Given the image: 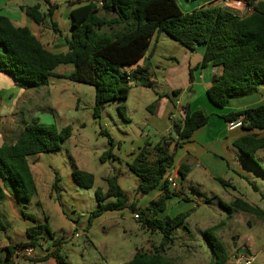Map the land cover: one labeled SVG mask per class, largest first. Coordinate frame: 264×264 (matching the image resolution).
Returning <instances> with one entry per match:
<instances>
[{
  "label": "trees",
  "instance_id": "16d2710c",
  "mask_svg": "<svg viewBox=\"0 0 264 264\" xmlns=\"http://www.w3.org/2000/svg\"><path fill=\"white\" fill-rule=\"evenodd\" d=\"M101 1L102 7L91 0L72 2L77 7L70 14L71 37L67 40L66 53L49 52L28 28L17 27L0 14V47L3 49L0 52V73L11 74L17 85L26 90L49 85L51 77L90 85L95 89L93 115L99 118L104 104L126 101L134 85L152 87L145 69L130 71L129 68L146 55L153 37L162 32L189 50L204 46V58L199 68H206L208 64L222 67V74L207 91L213 105L224 108L231 100L254 94L264 86V0H243L252 9L246 16L221 6L200 7L184 13L176 0ZM54 8L50 5L47 13H42L39 5L22 7V10L36 24L42 25L51 20ZM53 27L57 30L55 25ZM62 65L73 66L72 74L56 75L54 71ZM192 73L191 70V80ZM241 117L244 118L241 128L247 134L235 139L233 145L248 163L258 167L253 155L264 149V137H259L255 131L264 130V103L222 116L227 122ZM209 119L210 115L202 110L192 111L185 107V117L173 124L175 135L172 132L156 145L146 141L129 164L130 170L141 180L138 194L160 191L158 199L138 215L142 227L160 232L162 240L153 252L137 250L124 264H174L165 255L166 247L174 243L173 233L185 224L190 212L159 218L177 195L171 190L167 176L174 165L175 150L189 141ZM71 133L69 126L59 131L55 125L43 124L37 119L26 121L16 143L5 142L0 147V202L6 199L5 191H9L20 204H29L37 195V186L28 159L59 151ZM106 135L111 148L103 160L112 156L114 147L113 139ZM181 173L184 178L185 171ZM72 175L81 188L91 189L95 185V176L91 173L75 169ZM219 181L226 183L222 179ZM107 184L106 193L96 190L98 208L90 214L88 227L92 219L105 212L127 208L135 211L136 204L130 202L119 186L117 176L107 178ZM107 199L114 201L104 204ZM220 204L230 212L240 210L264 218L263 210L242 199ZM21 215L35 224L27 229L30 246L37 248L44 235L52 239V249L42 260L54 259L57 264H67L61 253L64 241L54 239L48 218L40 223L24 210ZM5 229L0 219V232ZM217 229L218 226H214L204 232L214 256V262L210 264H234L226 245L215 234ZM17 248H7L6 256H0V264H15Z\"/></svg>",
  "mask_w": 264,
  "mask_h": 264
},
{
  "label": "rangeland",
  "instance_id": "374dc122",
  "mask_svg": "<svg viewBox=\"0 0 264 264\" xmlns=\"http://www.w3.org/2000/svg\"><path fill=\"white\" fill-rule=\"evenodd\" d=\"M176 1L186 11V1ZM246 13L245 10L243 14ZM63 33L70 35L71 27L66 25ZM175 44L181 46L177 41ZM162 50L171 49L163 46ZM72 69L71 65H62L55 71L68 76ZM155 94L154 89L134 87L126 101L104 104L100 117L95 118V89L90 85L51 77L49 85L35 89L30 108L33 111L26 115L28 121L37 119L40 123L55 125L59 131L69 126L72 133L59 151L29 158L37 195L29 204L22 205V210L33 214L40 223L48 218L54 239L64 241L61 253L67 264H124L137 250L153 252L159 247L161 233L142 227L135 218L146 205L158 199L159 196L149 200L157 195L158 190L147 195L138 194L141 180L129 168L134 160L130 154L142 144L141 137L149 135L152 144L159 139L157 135L163 129L156 126V120H153L155 123L149 122L150 128L146 125L150 115L148 105ZM234 102L254 107L264 103V94L254 93L233 100L228 106ZM102 130L105 133H101ZM255 132L264 137V130ZM106 133L113 139L114 147L112 156L103 160L111 148ZM231 138L223 137L219 144H210L198 166L194 165L195 173L177 181L183 200L179 203L170 201L166 211L159 215L164 219L190 212L185 224L173 233L174 243L166 247V255L176 264L213 263L212 249L204 232L214 226H218L215 234L226 245L231 257L244 250L254 257V264H264V218L240 210L230 212L220 204L222 201L230 204L234 199L242 198L264 211V149L253 155L258 164L256 167L233 147ZM75 169L93 174L94 187L84 189L78 186L72 175ZM114 175L130 202L136 204L135 211L127 208L105 212L92 219L88 227L90 214L98 208L96 190L106 193L107 178ZM211 177H219L228 184L223 185ZM113 201L107 199L103 203ZM5 234L14 237L10 229L2 231V236ZM39 252L36 251L33 258H20L19 264H57L54 259L33 261Z\"/></svg>",
  "mask_w": 264,
  "mask_h": 264
},
{
  "label": "crops",
  "instance_id": "0c3cea01",
  "mask_svg": "<svg viewBox=\"0 0 264 264\" xmlns=\"http://www.w3.org/2000/svg\"><path fill=\"white\" fill-rule=\"evenodd\" d=\"M185 1L187 9L186 11L182 10L184 13L191 12L200 7H222L221 0ZM48 2L46 0H0V14L8 17L15 26L28 28L49 52L55 54L66 53L68 51L67 40L70 39L71 33L70 35H64L63 30H65L66 25L71 27L70 14L77 6L72 5L73 1L71 0H48ZM35 5L40 6L42 13H47L50 9V5L55 6L51 20H48L46 24H36L32 19L27 17L22 10V7H31ZM245 10L247 13L243 14ZM251 12L252 9L243 1V3L240 4V11L237 13L241 16H246ZM53 24L56 26L57 30L54 29ZM175 43L176 41L174 42L167 34L162 32L157 33L153 37L146 55L136 65L130 67L129 70L133 71L137 68L145 69L147 77L153 84L150 88L154 89L156 93L154 100L148 105L150 115L149 118H147L148 122L146 125L147 128H150L149 126H151V124L149 122L155 123L153 120H156V122H158L155 123L156 126H161L163 129L158 133L157 136L160 137L154 142L155 144L152 143L153 145H156V143L158 144L161 139L167 138L173 132L174 125L170 123L169 118L172 114H175V123L180 122L185 117V107H188L192 111L202 110L205 114L210 115L208 123L204 127L198 129L189 141L175 150L174 165L168 174L174 176L179 182V180L184 179L187 175L195 173L194 165L197 164L198 166L203 154L209 151L207 148H209L210 144H219L223 137H232L230 142L233 145L235 139L247 134V131L242 128L230 130L229 122L225 121L222 116L232 111L253 107V105H240V103L238 104L236 102L228 106L230 102L224 108H218L213 105L207 97V91L222 74V67H215L212 64H208L206 68H199L204 58L205 47L197 46L194 50H189L183 45L180 44L181 46H177ZM163 46L170 47L171 50L163 51ZM2 51L3 49L0 47V52ZM73 70L74 68L71 70L70 75ZM191 70L193 71V80H191ZM54 73L59 76H66L62 73H56V71H54ZM134 87L147 88L140 85H134L133 88ZM34 92L35 89L26 90L18 86L11 74L0 73V147H2L5 142L12 144L16 143L18 136L24 129L25 122H28L26 115H30L33 111L30 110V108L32 107L31 101L32 98H34ZM256 93L264 94V86H261ZM180 117L181 119H178ZM141 138L142 144L140 143L137 150H134V152L130 154L133 155V159L145 145L146 141L151 140L149 135L142 136ZM214 157L216 158L217 155L214 154ZM181 171H185L186 173L184 178ZM205 172L208 173L207 169H205ZM211 178L213 180H221L219 177ZM227 184L226 182L223 185ZM199 185L201 186V184ZM173 192L177 195L173 197L171 201L179 203L183 200L182 197L184 196L182 195L183 193L180 190V186ZM5 194L6 199L0 202V219L5 222V232L10 229L15 238L9 237L7 234L2 236V232H0V256L2 257L6 256L7 248L9 247L29 245L27 229L35 225L32 221L22 217V204H20L9 191H5ZM159 195L160 191L158 190L157 195L149 200L152 201V199L157 198ZM187 200L189 201L188 198ZM244 201L257 207V205L247 200ZM145 207H147V205ZM24 237H26L25 240L23 239ZM51 240L52 239H47V235L43 236L39 246L34 248L35 252H40L37 255L38 258L33 261H46L42 259L49 252V248L52 245ZM166 257L176 264L173 259L167 255ZM15 258V264H19L18 260H20V258Z\"/></svg>",
  "mask_w": 264,
  "mask_h": 264
},
{
  "label": "built area",
  "instance_id": "2783aa9c",
  "mask_svg": "<svg viewBox=\"0 0 264 264\" xmlns=\"http://www.w3.org/2000/svg\"><path fill=\"white\" fill-rule=\"evenodd\" d=\"M73 2H78L79 0H71ZM86 2L87 0H83ZM92 2H95L98 7L103 6V2L101 0H91ZM243 3V0H222V7L230 9L232 11L238 12L240 11V4ZM133 84V83H132ZM176 119V115L172 114L169 118L170 123L174 124ZM244 121V118L241 117L237 121L229 122V129L235 130L237 128L242 127V123ZM167 180L169 182L171 190L176 191L178 189L177 180L174 176L169 175L167 176ZM136 219H139V215H135ZM79 234H76V237H78ZM35 254V249L30 245H22L18 246L15 257L17 258H25V257H33ZM231 262L234 264H253L254 263V257L250 255L246 251H238L231 257Z\"/></svg>",
  "mask_w": 264,
  "mask_h": 264
},
{
  "label": "water",
  "instance_id": "95a60500",
  "mask_svg": "<svg viewBox=\"0 0 264 264\" xmlns=\"http://www.w3.org/2000/svg\"><path fill=\"white\" fill-rule=\"evenodd\" d=\"M173 135H175V132L173 131Z\"/></svg>",
  "mask_w": 264,
  "mask_h": 264
}]
</instances>
